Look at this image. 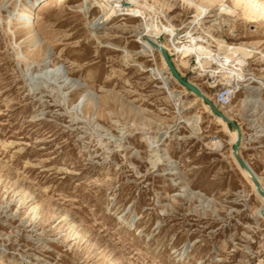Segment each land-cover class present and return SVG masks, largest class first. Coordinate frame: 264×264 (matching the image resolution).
<instances>
[{"label": "rangeland", "instance_id": "rangeland-1", "mask_svg": "<svg viewBox=\"0 0 264 264\" xmlns=\"http://www.w3.org/2000/svg\"><path fill=\"white\" fill-rule=\"evenodd\" d=\"M34 1L0 0V264H264L263 199L204 101L152 74L164 68L161 53L142 51L137 32L149 11L92 29L97 4L88 16L83 0H42L32 39L25 22ZM155 3L176 28L195 13L183 0ZM221 9L215 2L190 30L253 50L223 111L264 184V107L246 102L256 94L264 102V18ZM47 51L53 59L42 69ZM188 58L180 73L214 101L229 85L211 87L212 72L192 73L197 57ZM197 114L194 133L188 119Z\"/></svg>", "mask_w": 264, "mask_h": 264}, {"label": "bare ground", "instance_id": "bare-ground-1", "mask_svg": "<svg viewBox=\"0 0 264 264\" xmlns=\"http://www.w3.org/2000/svg\"><path fill=\"white\" fill-rule=\"evenodd\" d=\"M41 1L42 0H35L32 3V9H30L29 12L26 14L25 24L26 25L31 24L33 26V28L31 29L32 32L30 34L32 39L36 38V33L38 31L36 29L37 26H35V24H34L35 9H36L35 5H36V3L41 2ZM153 1L154 2L151 3L148 0H143V1L142 0H83L82 1V9H83L84 13L89 16V12H90V10L94 4H97L100 7L101 14L95 18L94 24L90 25V27L92 29L96 28L100 24L102 25V24H105L107 22H110L111 20H113L117 16L118 11H120L122 9L128 10L129 15H131L133 17H143L141 8L147 9L150 13V16L148 19L145 20V24L143 23L144 24L143 29L137 31L138 32V41L141 43L142 51L153 54V55H155V52L161 53L159 50H157L153 46V44L148 40V38L154 42H157L158 44H160L161 46L166 48L168 51H170V53L173 54L174 64L176 65L178 70H181L183 67H189V58L188 57H189L190 53L192 55L195 54L197 57V64L194 67H192V73H194V74L198 73L199 69L210 71V72H212L211 76L213 77V80L210 83L211 87H216L218 85V83H217V81H218L222 85H230V86L235 87L236 92H237V89H239L240 80L244 77L245 70H246L245 65H242V60L248 58L250 56V54H252L251 52L253 50L248 48L246 43H242L239 45H230L225 40H223L219 37H215L214 35L210 34L211 31H209V30H208L207 34H209L215 40V45L214 44L213 45L202 44L198 41L197 37L193 35L192 30H190V28L193 26V24H201L203 22L202 19L208 16V13L211 12L210 7L212 5H214L215 2H219L221 4V7H222L221 12L225 11L227 14L237 13V11L239 9L242 11V13L244 15H246L250 18H259V17L264 18V0H249V1H247V0H232L233 5H234L233 7L225 4V2L227 0H202L201 2H196L194 0H183L190 7L195 9V13L192 15V18L190 20H188L183 25V27H181V28H176L173 24H170V25L165 24L159 18L161 15H163L165 17V13L156 7L155 2H157V0H153ZM223 6H225V7H223ZM137 9L140 10V12H141L140 15L134 14V12ZM15 10L17 13H20V7L16 6ZM153 14H157V16H154ZM168 21H170V20L168 19ZM217 23L218 22H216V24ZM178 29H180L182 31L178 32ZM183 31L187 32L186 36H188L189 40H190L189 44L185 45V47H182V46L177 44V42L179 40L178 36H181ZM92 33L96 37V33L95 32H92ZM161 34L165 35L164 36L165 41L158 39V36ZM125 46H127V44ZM211 46H213V47H211ZM47 50H50V48H47ZM45 54H46V57L43 59V62H42L43 68L42 69L48 67L49 63L53 59L52 54L48 53V51ZM127 54H128V52H127ZM48 58L50 60H48ZM161 59H162V62L164 64L163 69H151V68L150 69L152 70V74H154V77L156 79H160L167 84L169 79L174 78V77L170 73L162 54H161ZM218 68L219 69L220 68L229 69V71L227 72L225 77L221 78L219 80H218V78H214V76H216V72H218ZM55 71H57V73H54V74L59 75V77H61V78H64L66 76V74H62L58 68H55ZM69 78H71L70 75L67 76V79H69ZM67 79H65L64 81H66ZM190 80H191V82H193L194 84L197 85V83H195V81L192 77H190ZM184 88H186V87H184ZM254 88H255L254 93H258L259 88L258 87H254ZM85 90L87 91V89H85ZM202 92L208 98L211 99V96L206 91L203 90ZM236 94L237 93H235L234 96H236ZM174 96L177 98L180 97V95H176V94H174ZM246 102H248L250 104L252 103L253 107L256 108V110L259 107L260 108L264 107L263 99L261 97H258L257 94L252 96L250 99L246 100ZM204 105L207 108H210L206 102H204ZM185 109H186V107L183 104H180L179 112L183 113V111ZM211 112L223 124L225 130L228 133H230V135H231V137H229L230 142L232 144H234V142L238 138L237 130L233 131L228 126L227 122L221 116L216 115L212 110H211ZM223 112L228 118L233 119L232 115L230 113H228V111H223ZM180 122L181 121H179V123H177L176 125L179 126ZM188 123H189V126L194 131V133L200 132L201 123H202L201 114L200 115L197 114L194 117L188 119ZM157 143H158V140H155L150 144L152 150L154 151V154H153L155 156V159H153L154 163L156 161L162 160V155L159 154L158 150H157V147L159 146V145H156ZM212 144L214 146H222L223 142L221 140H218V139L217 140L213 139ZM231 154L233 156V148L231 150ZM239 156L242 157V155L240 153H239ZM233 158L238 163V161L236 160V158L234 156H233ZM252 169H253V167H252ZM242 170L248 175V173L243 168H242ZM255 173H256L257 177L259 178L261 186L264 187V184L261 182L262 177L256 171H255ZM248 177L253 182L252 178L249 175H248ZM262 199H263V204L260 206V208L258 210L260 213H261V210L264 206V198L262 197Z\"/></svg>", "mask_w": 264, "mask_h": 264}, {"label": "water", "instance_id": "water-1", "mask_svg": "<svg viewBox=\"0 0 264 264\" xmlns=\"http://www.w3.org/2000/svg\"><path fill=\"white\" fill-rule=\"evenodd\" d=\"M148 40L153 44V46L157 50H159L161 52L170 73L178 81V83H180L181 85H183L184 87L189 89L192 93L196 94L204 102H206L209 105L210 109L216 115L221 116L227 122L228 125H232L233 127L236 128V130L238 132V138L233 144V156L238 161V164L240 165V167L243 168L248 173V175L252 178L257 192L264 198V189L262 188L261 183L259 181V178L257 177L255 171L252 169V167L250 166V164L248 163L247 160H245L243 157L239 156V146L242 142V131H241V129L239 127H237L235 125L234 121L232 119L228 118L224 114L223 110L220 109L210 98H208L196 84H194L193 82H191V80L186 79L185 77L182 76V74L180 73V71L178 70L176 65L174 64V62H173V60H172V58H171V56H170V54L166 48H164L163 46H161L157 42L150 40L149 38H148ZM261 213L264 216V206L261 210Z\"/></svg>", "mask_w": 264, "mask_h": 264}, {"label": "built area", "instance_id": "built-area-1", "mask_svg": "<svg viewBox=\"0 0 264 264\" xmlns=\"http://www.w3.org/2000/svg\"><path fill=\"white\" fill-rule=\"evenodd\" d=\"M128 13V14H127ZM140 10L139 9H137L135 12H134V14L135 15H140ZM117 15L118 16H123L124 18L125 17H127V16H129V12H128V10H126V9H122V10H120V11H118V13H117ZM182 30H180V29H178V32H181ZM186 33L187 32H185V31H183L182 32V35L181 36H178V42H177V44L178 45H180V46H182V47H185V45H188L189 44V42H190V40H189V37L188 36H186ZM162 35V34H161ZM161 35H159L158 36V39L160 38V36ZM197 39H198V41L200 42V43H202V44H214L215 43V40L209 35H206V34H204V35H202V34H199L198 36H197ZM215 45V44H214ZM169 52V54H170V56H171V58H172V56H173V54L172 53H170V51H168ZM172 60H173V58H172ZM173 62H174V60H173ZM235 93H236V88L235 87H233V86H226V87H222V88H219L216 92H215V99H214V103L220 108V109H224V108H226L230 103H231V101L233 100V98H234V95H235Z\"/></svg>", "mask_w": 264, "mask_h": 264}]
</instances>
